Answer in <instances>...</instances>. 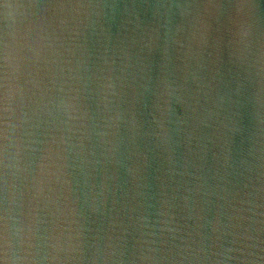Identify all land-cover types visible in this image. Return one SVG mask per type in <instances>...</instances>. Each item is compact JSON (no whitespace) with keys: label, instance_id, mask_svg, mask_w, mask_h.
Here are the masks:
<instances>
[{"label":"water","instance_id":"obj_1","mask_svg":"<svg viewBox=\"0 0 264 264\" xmlns=\"http://www.w3.org/2000/svg\"><path fill=\"white\" fill-rule=\"evenodd\" d=\"M0 264H264V0H0Z\"/></svg>","mask_w":264,"mask_h":264}]
</instances>
